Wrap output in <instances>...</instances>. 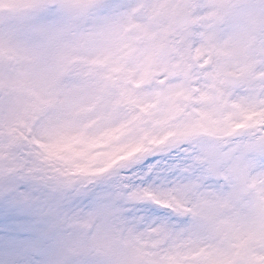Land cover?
<instances>
[{"label": "snow or ice", "instance_id": "snow-or-ice-1", "mask_svg": "<svg viewBox=\"0 0 264 264\" xmlns=\"http://www.w3.org/2000/svg\"><path fill=\"white\" fill-rule=\"evenodd\" d=\"M0 177L52 264H264V0H0Z\"/></svg>", "mask_w": 264, "mask_h": 264}, {"label": "rangeland", "instance_id": "rangeland-1", "mask_svg": "<svg viewBox=\"0 0 264 264\" xmlns=\"http://www.w3.org/2000/svg\"><path fill=\"white\" fill-rule=\"evenodd\" d=\"M135 150L138 149H133ZM120 158L123 156H116L111 162ZM100 170L102 169H91ZM11 185V179L0 177V264H52L57 257L54 240L39 238L44 224L33 211L13 202L14 194L5 191ZM14 187L17 192H32L39 195L42 202L48 201V189L42 185L25 184ZM51 203L54 206L56 201ZM63 204L73 210L87 209L86 203L81 201L69 199Z\"/></svg>", "mask_w": 264, "mask_h": 264}, {"label": "clouds", "instance_id": "clouds-1", "mask_svg": "<svg viewBox=\"0 0 264 264\" xmlns=\"http://www.w3.org/2000/svg\"><path fill=\"white\" fill-rule=\"evenodd\" d=\"M104 131L105 128L103 125H90L88 135L92 138L75 144V147L83 153L81 157L77 158V163L90 168L102 165L103 162L113 159L116 156L132 154L135 145L116 144L112 137L101 134Z\"/></svg>", "mask_w": 264, "mask_h": 264}]
</instances>
